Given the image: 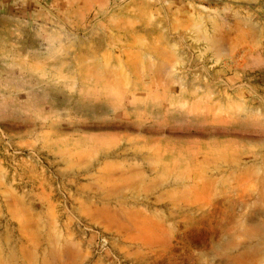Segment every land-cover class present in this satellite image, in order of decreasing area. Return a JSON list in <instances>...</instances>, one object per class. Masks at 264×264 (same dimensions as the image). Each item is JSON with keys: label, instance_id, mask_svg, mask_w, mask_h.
<instances>
[{"label": "rangeland", "instance_id": "1", "mask_svg": "<svg viewBox=\"0 0 264 264\" xmlns=\"http://www.w3.org/2000/svg\"><path fill=\"white\" fill-rule=\"evenodd\" d=\"M263 3L0 0V264H264Z\"/></svg>", "mask_w": 264, "mask_h": 264}, {"label": "crops", "instance_id": "2", "mask_svg": "<svg viewBox=\"0 0 264 264\" xmlns=\"http://www.w3.org/2000/svg\"><path fill=\"white\" fill-rule=\"evenodd\" d=\"M238 2H242V0H237ZM246 4V2H243ZM263 7H264V3H263ZM257 41L262 42L264 39V34L262 31H259L258 34L256 35L255 38ZM264 42V41H263ZM261 45L264 46V44L261 43ZM264 58V57H263ZM262 57L260 58L259 63L264 64V59ZM246 167V166H245ZM240 168L238 170V181L239 183H241V185L239 186V190L242 191H246V182L249 181H253L254 183V188L253 189H248V190H252L254 192V201L252 202V204L250 203L248 204H244V209H248V212L250 213L251 210H249L250 208H252L253 210V216L254 218V224H264V168H261L260 170H258V168H255L253 170H249L248 172L246 171V168ZM253 175V180L250 179V177ZM242 184H243V188H242ZM222 194V193H221ZM219 194V195H221ZM218 195H216L215 197H217ZM245 196V194H244ZM218 203V202H217ZM223 205L221 206H217L218 207V211H216V214H227L229 211H227L226 209L230 208L229 204H224V202H221ZM213 208V206H211ZM242 212L239 211L238 215L239 216H243V220L241 219V222H246L245 217H246V213L244 211V215L241 214Z\"/></svg>", "mask_w": 264, "mask_h": 264}]
</instances>
